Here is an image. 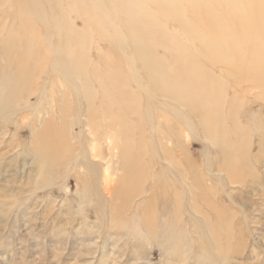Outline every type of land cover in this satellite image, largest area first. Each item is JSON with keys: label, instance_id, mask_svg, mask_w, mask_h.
Segmentation results:
<instances>
[{"label": "rangeland", "instance_id": "1", "mask_svg": "<svg viewBox=\"0 0 264 264\" xmlns=\"http://www.w3.org/2000/svg\"><path fill=\"white\" fill-rule=\"evenodd\" d=\"M197 1L0 0V264H264V78Z\"/></svg>", "mask_w": 264, "mask_h": 264}, {"label": "bare ground", "instance_id": "2", "mask_svg": "<svg viewBox=\"0 0 264 264\" xmlns=\"http://www.w3.org/2000/svg\"><path fill=\"white\" fill-rule=\"evenodd\" d=\"M197 3L200 5H208L207 1L200 0ZM217 5L228 4L232 6L233 10L226 9L223 12L217 13L215 9H211L212 13L205 16L202 20V27L206 32H215V39L222 44L224 50L235 49L232 45L238 47V42L242 44H247L246 51L241 54L240 61H243L239 65V69L246 70L251 78H264V31L261 32L262 36H259L260 29L264 27V0H216ZM191 8H195L193 2L189 4ZM239 7L236 8L235 7ZM217 11V12H216ZM219 16V18L217 17ZM212 17H216L212 18ZM215 19V20H214ZM233 20L232 29L235 31L237 38H231L228 33L230 28L228 26L227 20ZM148 25V29L152 31L153 27ZM264 30V29H263ZM213 33V32H212ZM231 38V39H230ZM231 40L230 43H228ZM260 40L259 42H254ZM250 43V45H249ZM191 69V67H190ZM155 70L152 69V73ZM193 70V68H192ZM207 86L205 85V88Z\"/></svg>", "mask_w": 264, "mask_h": 264}]
</instances>
